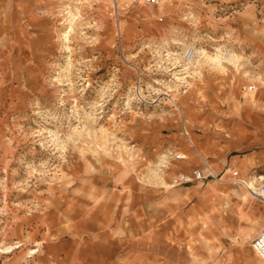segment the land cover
Returning a JSON list of instances; mask_svg holds the SVG:
<instances>
[{
	"label": "rangeland",
	"instance_id": "rangeland-1",
	"mask_svg": "<svg viewBox=\"0 0 264 264\" xmlns=\"http://www.w3.org/2000/svg\"><path fill=\"white\" fill-rule=\"evenodd\" d=\"M261 134L264 0H0V264H264Z\"/></svg>",
	"mask_w": 264,
	"mask_h": 264
},
{
	"label": "built area",
	"instance_id": "built-area-1",
	"mask_svg": "<svg viewBox=\"0 0 264 264\" xmlns=\"http://www.w3.org/2000/svg\"><path fill=\"white\" fill-rule=\"evenodd\" d=\"M130 3L136 4H144V5H156L160 0H127ZM193 55V50L189 49L185 54V61L189 60ZM248 90H252L254 88L253 85H249ZM224 173H228L233 177L238 176V170L233 169L232 167H225ZM218 175L207 165L203 169H194L191 173H180L175 178L176 184L181 183H192L194 181H202L208 178L216 179ZM258 186L255 191V195L262 198L264 200V175L257 176ZM251 247L253 251L256 253L258 257L264 259V227L260 230V232L252 239Z\"/></svg>",
	"mask_w": 264,
	"mask_h": 264
},
{
	"label": "bare ground",
	"instance_id": "bare-ground-1",
	"mask_svg": "<svg viewBox=\"0 0 264 264\" xmlns=\"http://www.w3.org/2000/svg\"><path fill=\"white\" fill-rule=\"evenodd\" d=\"M192 49L193 50V55L189 60H186L187 65H190L191 67H197L199 66L202 62H211L213 65L217 66L220 64L222 58H225L227 60H232V54L228 53V54H223L221 51H217V53L215 55H213L210 59L206 58L203 50L201 49H196V48H184L183 52H182V56L185 57L186 52ZM178 80V79H177ZM263 125V124H262ZM259 133V132H258ZM247 177V176H246ZM227 182V181H226ZM249 185H247L248 187H250V192L251 194H254L256 191V187L254 186V183L252 181L248 182ZM244 185V184H243ZM210 191V190H209ZM208 192V189H206L205 192ZM255 195V194H254ZM255 197V196H254Z\"/></svg>",
	"mask_w": 264,
	"mask_h": 264
},
{
	"label": "crops",
	"instance_id": "crops-1",
	"mask_svg": "<svg viewBox=\"0 0 264 264\" xmlns=\"http://www.w3.org/2000/svg\"><path fill=\"white\" fill-rule=\"evenodd\" d=\"M232 124L235 126V130H236V128H238L240 125H243L244 126V123L240 120V119H234V120H232ZM260 138H263V139H261V140H264V135L263 134H261L260 135ZM183 156L184 155H181V157H180V159L182 158L183 159ZM238 159V158H237ZM185 160L188 162V164H189V162L191 161H188L187 159H186V156H185ZM237 163H239V167H240V169H244V167H243V164H242V161H240V162H238V160H237ZM189 166V165H188ZM246 171V170H245ZM244 171V172H245ZM217 175H219V173H217L216 171H214ZM225 173H223V175H224ZM228 174V173H227ZM202 181H204V180H202ZM183 184H190V183H183ZM205 189H207V188H205ZM195 192H197L196 190H195ZM264 227V226H263ZM262 227V228H263ZM261 228V229H262ZM260 229V230H261ZM260 232V231H259ZM258 232V233H259ZM251 250H252V252L254 253V255H256V253L253 251V249H252V247H251ZM257 256V255H256ZM258 257V256H257ZM259 259H261L260 257H258Z\"/></svg>",
	"mask_w": 264,
	"mask_h": 264
}]
</instances>
